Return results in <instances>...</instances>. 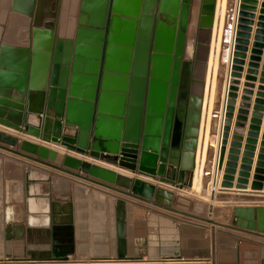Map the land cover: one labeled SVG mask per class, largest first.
<instances>
[{
  "label": "water",
  "instance_id": "1",
  "mask_svg": "<svg viewBox=\"0 0 264 264\" xmlns=\"http://www.w3.org/2000/svg\"><path fill=\"white\" fill-rule=\"evenodd\" d=\"M47 4L53 12L45 21L44 32L34 30L31 69L28 73L24 66L19 74L4 69L6 48L1 40L6 10L0 7V126L53 148L0 132V150L42 165L60 157L62 168L57 170L67 175L193 220L264 237V207L237 206L230 226L212 223L190 214L191 205L185 198L174 201L170 191L66 152L60 155L56 150L89 153L97 163L118 171L137 174L172 189H191L216 0H61L60 19L69 16L70 34L66 40L57 36L53 49L51 19L58 0H37L35 25L45 18ZM33 5L34 0H13L12 11L23 9L22 13L30 16ZM255 6L256 0H238L222 120L219 130L216 124L210 131L211 141L219 137L214 174V181L218 180V173L222 174L218 194L264 196V135L249 185L259 119L264 110V86L257 89L246 145L236 171L264 24L257 25L227 149ZM231 10L229 7L227 28ZM64 21L61 19L60 23ZM259 21L264 22V18ZM226 30L223 50L228 45ZM150 49L151 80L144 110ZM262 69L259 84L264 85ZM6 89H15L20 100L12 99L10 104ZM219 112L220 105L213 111L214 121H218ZM208 174L206 168L205 178ZM120 180L128 184L124 190L117 188ZM214 198L217 194L212 193L210 200ZM208 212L212 214V205Z\"/></svg>",
  "mask_w": 264,
  "mask_h": 264
},
{
  "label": "crops",
  "instance_id": "2",
  "mask_svg": "<svg viewBox=\"0 0 264 264\" xmlns=\"http://www.w3.org/2000/svg\"><path fill=\"white\" fill-rule=\"evenodd\" d=\"M60 4L61 0H58L54 19H51L54 20L52 49L57 36L66 40L70 34L69 16L61 18L65 21L60 23ZM263 4L264 0H256L255 11L251 13L250 31L247 33L245 46L246 57L227 149H229L236 122L235 117L242 96L241 89L246 82L249 58L255 43L254 38L257 36V25L264 24L259 21L260 17L264 18V15H261V11L264 10ZM12 5L13 0H0V7L6 10L1 40V44L6 48L5 72L19 74L26 66L29 73L34 30L45 31V21L49 20L47 17L53 10L47 4L44 10L45 18L40 25H35L37 0H34L30 16L24 15L23 9L19 12L12 11ZM228 6L232 7L233 19L235 0H229ZM225 29H227L226 41L228 42L230 31L226 25ZM260 30L263 34L259 37L263 41L259 43L260 53L256 63L255 81L251 83L254 88L250 96L247 120L244 123L237 172L244 152L243 148L246 145V134L252 120L251 114L257 89L264 86L259 84L264 67V29ZM40 36L41 39L44 38V34ZM223 45L219 73L222 72V76H225L227 48L223 50ZM51 57L53 60V55ZM83 63L85 65V61ZM14 80L17 83L18 78ZM5 94L9 96L7 101L10 104L12 99L20 100L15 89L12 91L8 89ZM219 102L217 100V104ZM262 107L264 108V105ZM261 114L249 185L252 182L258 150L261 148L260 144L264 135V110ZM0 132L38 146L53 148L1 126ZM71 134L73 135L74 131ZM59 150L64 152L63 149ZM45 162L47 165H42L0 150V264H264V237L258 233H243L193 220L120 195L84 179L67 175L57 170L59 167L62 168L60 157L54 163ZM92 164L124 174L132 180L140 179L156 188L170 191L174 194V201L179 195L186 193L185 189H172L155 181L146 180L137 174L118 171L99 163ZM72 172L78 174L75 171ZM80 176L88 178L84 174ZM118 184L120 186L116 187L121 190L128 185L122 180ZM262 184L264 185V182ZM255 195L232 192L217 194L219 206L216 207L219 211L215 212L213 208L211 214L212 216L214 213L215 219L212 220L210 217L202 219L230 226L235 207H264V196ZM225 205L234 206L228 209L229 207L226 208Z\"/></svg>",
  "mask_w": 264,
  "mask_h": 264
},
{
  "label": "rangeland",
  "instance_id": "3",
  "mask_svg": "<svg viewBox=\"0 0 264 264\" xmlns=\"http://www.w3.org/2000/svg\"><path fill=\"white\" fill-rule=\"evenodd\" d=\"M228 2V0H227ZM225 3L226 5V11L227 13L225 12V18H224V27L223 29H225V25H226V17H227V14H228V10H229V2L228 3ZM236 3H237V0H235V6H234V15H235V9H236ZM223 4H224V0H216V20L214 22V30H215V34L216 38L214 40V46H213V57L216 56V53H217V43L219 46H221L220 48H222V45L223 43L221 42L222 39H223V34L221 36L222 39L219 40V21H220V18H221V13L222 12V7H223ZM218 10V11H217ZM214 14V15H215ZM215 18V17H214ZM234 20H235V16L233 17ZM220 25H221V22H220ZM224 32V30H223ZM231 34H233L234 32V26H233V23H232V26H231ZM218 36V37H217ZM230 37V35H229ZM219 40V41H218ZM220 42V44H219ZM222 44V45H221ZM231 46H232V41H231ZM220 52H221V49H220ZM221 54V53H220ZM231 52H230V49L228 50V55H227V58L225 60V66H224V72H225V76H222L220 77V75H222V72L221 74L219 73L220 72V55H219V60H218V71L215 75V91H214V94H213V109L212 111L209 113V108H207V102H206V105L204 106L203 108V111H202V127L200 128V131H199V136H198V142H197V149H196V158H195V168H194V171L192 173V187L191 191H194L197 189V181L199 179V166H200V155H201V152L202 149L205 148V153H204V156H203V159H204V165L202 166V183H201V187L200 190L198 191L197 194H195L196 191L194 192H189L188 191H185L186 193L183 195H179V197H183L185 198L187 201L190 202V205H191V211H190V214L192 215H195L197 217H200V218H211L212 220H214L215 216H214V213L213 215H209V212H208V207L210 205H212L213 208H215V212L216 211H219V208L216 207V206H219L218 205V201H219V198L217 196V198H215L213 201L210 200V195L209 194V186L208 184H210V179L208 180V178H205V173H206V167H207V171L208 173L211 172V169H212V166L210 165V160H211V157H212V150L209 149V145H210V131H211V127L213 124H217V121H214L212 119V114H213V111L215 109L216 106H218L217 104V100L219 101L220 100V97H221V93H222V89H223V86H224V82L226 83L227 79H228V76H226V70H227V66L229 68V64H228V58L230 56ZM230 60V59H229ZM214 61V60H213ZM213 61L211 62L210 64V75H209V85H208V90H207V101H208V104L210 103V99H211V86H212V82H213V76H214V64H213ZM230 63V62H229ZM223 78V79H222ZM227 85V84H226ZM210 114V122L209 124H211L210 126V131H209V134L207 135V140L205 139V129H207V118H209V115ZM218 140H216V144L218 146ZM212 145V144H211ZM60 149V148H59ZM58 148L56 149L60 155L64 154L63 151L59 150ZM208 158H210L208 160ZM203 180H204V183H203ZM219 182V181H217ZM204 184V185H203ZM127 191V190H125ZM189 193V194H188ZM196 195V196H195ZM259 200V199H257ZM226 206V205H225ZM234 206V205H228L226 206L229 207L228 209H231V207ZM221 218H222V215H221Z\"/></svg>",
  "mask_w": 264,
  "mask_h": 264
},
{
  "label": "bare ground",
  "instance_id": "4",
  "mask_svg": "<svg viewBox=\"0 0 264 264\" xmlns=\"http://www.w3.org/2000/svg\"><path fill=\"white\" fill-rule=\"evenodd\" d=\"M227 2V0H224V4H223V7H222V12H220L221 13V18H220V21H219V40L220 39H222L221 38V36H222V34H223V25H224V18H225V12L227 13V11H226V5H225V3ZM228 2H229V0H228ZM227 2V3H228ZM237 3H238V0H237ZM237 3H236V9H237ZM236 9H235V20H236ZM218 11V10H217ZM50 13V12H49ZM215 13H216V6H215ZM48 14V13H47ZM49 16V15H48ZM214 20H216V14L214 15ZM235 20H234V18L232 19V21H231V23H230V28H228L229 29V31H231V26H232V23H233V26H234V30H235ZM220 22H221V25H220ZM234 33V32H233ZM211 37H212V35H211ZM218 37V36H217ZM223 37V36H222ZM233 38V34H231V32H230V37H229V40H228V45H227V49H226V58H227V55H228V50L230 49V52H231V48H232V46H231V41L233 40L232 39ZM218 40V41H219ZM222 41H223V39H222ZM221 41V42H222ZM219 44H220V42H219ZM210 45H211V42H210ZM222 45V44H221ZM217 53H216V59H217V61L219 60V55H220V47L221 46H219L218 45V43H217ZM210 52V51H209ZM208 58H209V56H208ZM230 56H229V58H228V64H229V62H230ZM7 60V59H6ZM8 62V61H7ZM6 63V62H5ZM9 63V62H8ZM8 67V66H7ZM207 67H208V63H207ZM8 69H9V67H8ZM5 70H6V68H5ZM7 72V71H6ZM206 75H207V70H206ZM229 75V68H228V66H227V70H226V76H228ZM205 81H206V77H205ZM227 82H228V79H227V81H226V83L224 82V86H223V89H222V93H221V97H220V102H219V105H220V112H219V117H218V121H217V130H219V127H220V124H221V120H222V109H223V104H224V100H225V98H226V93H227ZM205 92V91H204ZM202 113V112H201ZM200 122H201V120H200ZM213 125H215V124H213ZM213 125H212V127H213ZM212 127H211V129H212ZM218 133H219V131H217ZM199 136V135H198ZM219 139V137L218 136H215V139L213 140V141H211L210 140V143H212V145H211V147L212 148H209L210 150H212V157H211V162H210V165L212 166V169H211V172H209V179H210V183H211V181L212 180H214V174H215V171H216V157H217V150H218V146H217V144H216V140H218ZM210 146V145H209ZM210 158H208V160H209ZM104 166H106V165H104ZM207 168V167H206ZM218 174H220V173H218ZM205 176V175H204ZM220 176V175H219ZM218 176V177H219ZM147 180V179H146ZM202 180H201V178H199V181H198V184H197V189L196 190H194V191H196L195 192V194H197L198 193V191L200 190V188H202L201 187V182ZM217 181H219V178H218V180ZM119 183V182H118ZM203 183H204V181H203ZM204 185V184H203ZM118 186H120L119 184H118ZM122 187V186H121ZM209 189V188H208ZM194 191H191V190H189V192H194ZM189 194V193H188ZM210 194V193H209ZM196 196V195H195ZM212 196V195H211ZM256 196V195H255ZM183 198V197H182ZM215 199V198H214ZM259 204V203H258Z\"/></svg>",
  "mask_w": 264,
  "mask_h": 264
},
{
  "label": "flooded vegetation",
  "instance_id": "5",
  "mask_svg": "<svg viewBox=\"0 0 264 264\" xmlns=\"http://www.w3.org/2000/svg\"><path fill=\"white\" fill-rule=\"evenodd\" d=\"M215 22V20H214ZM215 30H214V23H213V27H212V37H211V45H210V52H209V58H208V67H207V75H206V81H205V92H204V99H203V107H202V111H203V108L204 106L206 105V102H207V108H209V113L212 111L213 109V94H214V91H215V75L217 73V69H218V61L216 59V56L213 57V46H214V40H215ZM151 49H150V55H149V64H148V75L146 77V86H145V91H144V110L146 109V104H147V93H148V89H149V82L151 80L150 78V70H151V67H150V58H151ZM161 55V54H159ZM163 56V54H162ZM161 57V56H160ZM214 60V61H213ZM213 61V64H214V76H213V82H212V86H211V99H210V103L208 104V101H207V90H208V85H209V75H210V64L211 62ZM209 115V118H207V129H205V139L207 140V135L209 134V131H210V125L209 122H210V114ZM202 127V113H201V122H200V128ZM200 131V129H199ZM203 152H201V155L199 157L200 159V166H199V178H201L202 180V166L204 165V159H203V156H204V153H205V148L202 149ZM196 161V160H195ZM199 181V179H198ZM197 181V183H198ZM204 181V180H203Z\"/></svg>",
  "mask_w": 264,
  "mask_h": 264
},
{
  "label": "built area",
  "instance_id": "6",
  "mask_svg": "<svg viewBox=\"0 0 264 264\" xmlns=\"http://www.w3.org/2000/svg\"><path fill=\"white\" fill-rule=\"evenodd\" d=\"M231 21H232V16H231ZM65 152L71 153L74 157L80 158L83 161L88 162L90 164L97 163L96 159L94 157H92L89 153L81 154V153L76 152V151H65ZM219 184H220V181L217 182V180H215V181L212 180L211 183L208 184L210 195L212 193H215V194H218L219 193V190H220Z\"/></svg>",
  "mask_w": 264,
  "mask_h": 264
}]
</instances>
